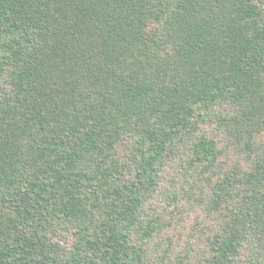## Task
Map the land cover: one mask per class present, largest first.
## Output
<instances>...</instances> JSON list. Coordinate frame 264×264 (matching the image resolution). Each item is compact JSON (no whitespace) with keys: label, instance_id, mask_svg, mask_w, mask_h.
Segmentation results:
<instances>
[{"label":"trees","instance_id":"1","mask_svg":"<svg viewBox=\"0 0 264 264\" xmlns=\"http://www.w3.org/2000/svg\"><path fill=\"white\" fill-rule=\"evenodd\" d=\"M0 264H264V0H0Z\"/></svg>","mask_w":264,"mask_h":264}]
</instances>
